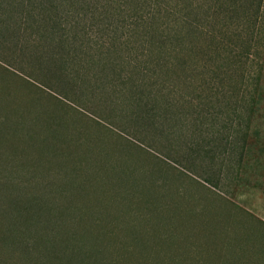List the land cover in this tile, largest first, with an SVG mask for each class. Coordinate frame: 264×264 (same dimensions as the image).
<instances>
[{"label":"rangeland","instance_id":"374dc122","mask_svg":"<svg viewBox=\"0 0 264 264\" xmlns=\"http://www.w3.org/2000/svg\"><path fill=\"white\" fill-rule=\"evenodd\" d=\"M118 5L0 0V264H264V2L179 63Z\"/></svg>","mask_w":264,"mask_h":264},{"label":"trees","instance_id":"16d2710c","mask_svg":"<svg viewBox=\"0 0 264 264\" xmlns=\"http://www.w3.org/2000/svg\"><path fill=\"white\" fill-rule=\"evenodd\" d=\"M42 1L66 3L69 7L67 13H71L80 5L86 8L102 2L103 6H107L105 19L113 15L108 9L113 4L123 5L125 11L131 8L136 17L140 16V12L144 16L143 11L146 9V14L153 23L145 36L149 47L159 54L165 52L175 63H179L178 49L186 48V42L191 43L188 49L192 51L212 48L216 53L225 47L227 49L228 43L224 41L226 37L221 36L223 32L217 29L219 26H226L227 20H235L239 39L246 31L251 33L250 28L255 27L254 21L264 2V0H38L40 3ZM51 9L58 15L63 11L60 5H54ZM87 10H90V13L97 11L96 9L92 11L88 7L84 11ZM116 10L121 11L119 7H116ZM221 19L222 21L219 22L218 20ZM160 20H163L164 26H161ZM217 33L221 36L220 42L215 40ZM159 60L160 58H157L152 63L155 62V66L162 67L163 62H157ZM254 93L258 96L256 91ZM73 248L76 260H96L97 250L92 248L86 250L80 246Z\"/></svg>","mask_w":264,"mask_h":264}]
</instances>
